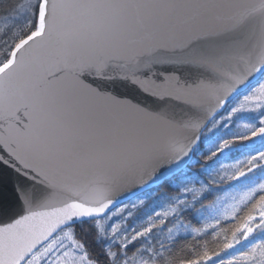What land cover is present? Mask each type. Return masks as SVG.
<instances>
[{
  "label": "snow or ice",
  "instance_id": "1",
  "mask_svg": "<svg viewBox=\"0 0 264 264\" xmlns=\"http://www.w3.org/2000/svg\"><path fill=\"white\" fill-rule=\"evenodd\" d=\"M0 264H264V0H0Z\"/></svg>",
  "mask_w": 264,
  "mask_h": 264
},
{
  "label": "trees",
  "instance_id": "2",
  "mask_svg": "<svg viewBox=\"0 0 264 264\" xmlns=\"http://www.w3.org/2000/svg\"><path fill=\"white\" fill-rule=\"evenodd\" d=\"M5 3H6V0H5ZM250 239H251V238H250ZM189 242H191V241H189ZM183 243H184V241L182 240V241H181V244H183Z\"/></svg>",
  "mask_w": 264,
  "mask_h": 264
}]
</instances>
